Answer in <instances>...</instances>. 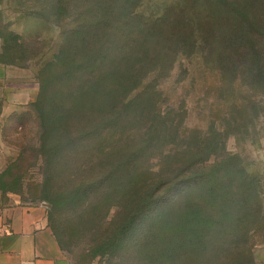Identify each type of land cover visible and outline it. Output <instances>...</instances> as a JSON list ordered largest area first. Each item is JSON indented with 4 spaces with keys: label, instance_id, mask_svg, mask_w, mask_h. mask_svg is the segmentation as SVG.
Listing matches in <instances>:
<instances>
[{
    "label": "rangeland",
    "instance_id": "374dc122",
    "mask_svg": "<svg viewBox=\"0 0 264 264\" xmlns=\"http://www.w3.org/2000/svg\"><path fill=\"white\" fill-rule=\"evenodd\" d=\"M109 1L0 0L2 199L40 206L72 264H158L145 257L135 228L121 233L128 218L137 220V190L183 166L209 171L218 164L228 175L220 194L214 184L198 182L183 202L201 204L204 214L223 220L217 212L230 204L250 206L254 190L251 200H258L254 207L259 204L263 217L245 220L233 210L225 219L240 218L236 229L212 240L239 241L233 260L264 264V77L250 69L236 72L228 60L238 20L248 18L242 28L251 21L264 35L260 15L248 9L240 17L233 8L240 0ZM122 6L131 13L126 16ZM105 48L119 53L116 63L128 87L93 89L102 72L92 70L83 77V107L73 100L75 76L63 93L56 90L66 61L90 56L91 63V55ZM142 51L150 62L139 59ZM57 55L63 65L51 62ZM125 95L133 97L128 110L136 116L150 111L155 138L149 142L140 140L151 117L143 116L139 126L104 121L107 98ZM128 154L139 155L137 166L124 169ZM206 258L218 260L172 256L164 264H204Z\"/></svg>",
    "mask_w": 264,
    "mask_h": 264
},
{
    "label": "trees",
    "instance_id": "16d2710c",
    "mask_svg": "<svg viewBox=\"0 0 264 264\" xmlns=\"http://www.w3.org/2000/svg\"><path fill=\"white\" fill-rule=\"evenodd\" d=\"M119 1H121V5H123L126 0ZM131 1L132 0H127V5L130 6V4L135 2V0ZM222 1L228 2V0ZM240 1L241 2L238 1L235 4L236 7H233L237 9L240 17H247V13L251 9V11H253L252 14L260 15L259 18L261 21L259 20L258 23H264V0ZM115 2H117V0H115ZM122 8L126 16L131 13V10L128 8L124 6H122ZM248 20V18H246V20H238L237 27H235L233 31L235 35L233 38L234 55L230 56L228 60L230 65L235 68L236 72L242 71L243 73L250 69V73L254 77H264V35L258 33L259 31L251 21L250 24L247 23L249 24L248 26L242 28ZM170 29L172 30V28ZM149 31L152 33L155 32L154 34L161 33L157 32L158 30L155 29H149ZM189 32L193 34V30L190 29ZM175 35L178 39L182 38V29L175 28ZM86 37H89V33L86 34ZM194 38L193 34V43L195 40ZM78 40H81L80 46L86 47L85 40L82 37ZM92 43L93 40L88 42L87 45H91ZM68 46H70V44H68L66 48ZM117 54H119L117 51L105 48L91 55V63H88L90 56H87L82 58V61L80 59L66 61L64 65L61 61V55H57L54 61L51 62L53 64L61 62L63 67L60 72H57L56 81L59 80L60 84H57L56 90L63 93L62 86H64L66 81H69L75 76L74 82H76L75 85L78 86L75 88L76 92L73 95V100L83 107L85 105L84 101H86V90L82 84L84 81L83 77L92 70H99V72H102L101 77L95 75V78L92 80L93 89H97L98 87H110V89L120 87L124 89L126 85L128 87L129 84L122 80V76L125 73H122L120 68H118L121 63H116ZM138 57L141 60L150 62V54L147 52L143 53L142 51L141 55H138ZM122 58L127 60L128 63L126 57L122 56ZM52 63H48V67L53 65ZM104 73H107V75L104 76ZM91 86L92 85L88 86V89H91ZM45 88H47V85L42 84L41 90L43 91ZM111 94L121 93L113 91ZM130 98L132 100L133 97L125 95L121 101L115 96L108 97V101L103 98V101L106 100L107 103H103L105 110H101L104 115L103 118H105L104 121L110 123H131L139 126L138 123L140 120L144 119L143 116L146 118L151 117L150 111H146L143 114L140 111L141 115L136 116L135 112L132 113V111L128 110ZM92 105L93 107L96 105L99 106L95 102L92 103ZM133 105L134 104L131 102L132 110ZM102 108L99 106V110ZM152 119L153 117H151V126L147 125L145 128L144 136L140 140L141 144H143L144 141L149 142L152 137L155 138L151 132V127H154L152 125ZM142 147L141 145V149H143ZM138 156L139 155L128 154L127 158L121 162V166H123L124 169L134 168V166H137L134 157ZM193 165L192 168L186 169L187 171L184 170V166L181 167L172 177H167L166 180H159L157 182L150 180L147 186L144 187L141 185V189L137 190L136 204L133 207L134 215H137V220H134V216L128 218L131 220L124 224L121 233H127V231L131 229V226L135 228L136 236L142 239L140 242L141 245L139 244L138 246L142 248L141 250L145 253V257L152 261L155 259L158 264H164L170 261L172 256L185 257L186 255L216 256L218 260L215 264H245L243 261L233 260L232 253L237 250L239 241L231 239L228 241L223 240L221 242H214L212 239H217V237L225 235L227 231L236 229L234 226L240 223V218L232 220L229 218L225 219L233 210L243 213L242 216L245 220L250 218V221H256L263 217L260 214L259 204H257L256 208L254 207L256 204L255 202L258 203V200L255 202L251 200V197L256 198V192L253 190V195L252 193L250 194V206L247 203L244 205L240 203V205L235 204L234 208V206L230 204L229 206L231 207H227L224 212H217L218 216L224 217L223 220L215 221V217H213L212 214H204L201 204H199V206L189 202L184 204L183 198L185 195H189L188 188H192L198 182L203 181L210 185L214 184L213 186L218 190V194H220L221 190L224 189L228 175L221 171L222 167L218 166V164L211 167L209 171H206L203 166ZM207 178H209L210 181L207 180ZM152 185L154 186L152 187ZM242 199H244V197ZM235 200L236 199H232V202ZM51 229L61 243L56 230L53 228ZM147 240H149V242L153 241V244H148L146 242ZM220 259L221 261L219 262ZM212 263L213 262L209 261L207 258L206 261L204 260V264Z\"/></svg>",
    "mask_w": 264,
    "mask_h": 264
},
{
    "label": "crops",
    "instance_id": "0c3cea01",
    "mask_svg": "<svg viewBox=\"0 0 264 264\" xmlns=\"http://www.w3.org/2000/svg\"><path fill=\"white\" fill-rule=\"evenodd\" d=\"M0 264H72L40 206L2 199L0 192Z\"/></svg>",
    "mask_w": 264,
    "mask_h": 264
}]
</instances>
